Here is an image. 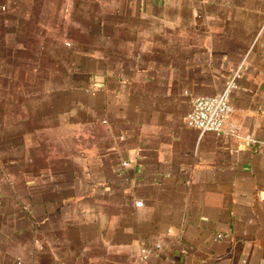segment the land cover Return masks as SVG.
<instances>
[{"label": "crops", "instance_id": "0c3cea01", "mask_svg": "<svg viewBox=\"0 0 264 264\" xmlns=\"http://www.w3.org/2000/svg\"><path fill=\"white\" fill-rule=\"evenodd\" d=\"M0 264H264V0H0Z\"/></svg>", "mask_w": 264, "mask_h": 264}, {"label": "built area", "instance_id": "2783aa9c", "mask_svg": "<svg viewBox=\"0 0 264 264\" xmlns=\"http://www.w3.org/2000/svg\"><path fill=\"white\" fill-rule=\"evenodd\" d=\"M237 76L238 71L232 75L220 93L195 97L190 111L185 116V125L197 130L200 135L209 131L236 134L238 126L230 120L232 113L230 94L237 87L235 82ZM122 164L125 165L126 163L123 162ZM136 205L140 206L141 202H137ZM220 236V234L217 235V237ZM147 252L148 250H146L145 254Z\"/></svg>", "mask_w": 264, "mask_h": 264}]
</instances>
